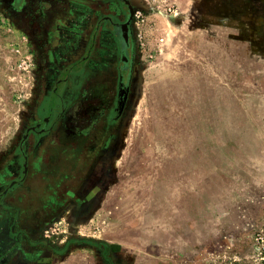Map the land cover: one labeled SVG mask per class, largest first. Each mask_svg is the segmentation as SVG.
Here are the masks:
<instances>
[{
  "label": "rangeland",
  "instance_id": "rangeland-1",
  "mask_svg": "<svg viewBox=\"0 0 264 264\" xmlns=\"http://www.w3.org/2000/svg\"><path fill=\"white\" fill-rule=\"evenodd\" d=\"M10 1L0 0L1 189L51 90L40 33ZM129 3L130 70L116 86L99 77L70 92L58 122L85 163L67 170L62 212L1 258L264 264V0Z\"/></svg>",
  "mask_w": 264,
  "mask_h": 264
},
{
  "label": "crops",
  "instance_id": "crops-1",
  "mask_svg": "<svg viewBox=\"0 0 264 264\" xmlns=\"http://www.w3.org/2000/svg\"><path fill=\"white\" fill-rule=\"evenodd\" d=\"M129 6L132 11L136 9L131 3ZM14 9L23 12L35 32L40 33V39L35 40L44 43L42 51L50 58L47 77L51 90L47 94L56 87L61 89V122L66 107L74 100L70 92L75 95L89 89L99 77L111 78L107 84L116 86L122 48L131 52L134 44V23L127 27L119 25L126 19L125 15L121 18L120 0H17ZM27 11H32L34 17L27 16ZM57 65L61 67L58 69ZM71 78L77 79L73 87L69 83ZM64 127L65 124L57 123V129L41 140L40 146L27 151L20 185L0 201V255L11 249L16 235L35 234L62 212L67 187L72 183L68 171H79L85 166L81 144L61 143V132L66 134L67 130ZM74 132L77 131L73 129L71 133ZM51 149L56 152L53 160L48 159ZM11 155V170L5 175V183L19 180V156ZM0 264H5V257H0Z\"/></svg>",
  "mask_w": 264,
  "mask_h": 264
},
{
  "label": "flooded vegetation",
  "instance_id": "flooded-vegetation-1",
  "mask_svg": "<svg viewBox=\"0 0 264 264\" xmlns=\"http://www.w3.org/2000/svg\"><path fill=\"white\" fill-rule=\"evenodd\" d=\"M120 1L122 2L123 7L127 11L126 17H125V18H127V15L129 14V9H130L129 2H128V0H120ZM16 3H17V0H11L10 2L7 3V5L9 7H11V8H14ZM123 49H125V48H122V50ZM127 53L130 56L129 68H128L127 71H122V62H121V53H120L119 62H120V70H121L122 74L127 73L130 70V68H131V52L127 50ZM120 78L121 77H119V79ZM120 84H121V82H120ZM54 87H56V86H54ZM60 90H61L60 88L56 87L55 90L54 91L52 90L51 93L48 95L51 98L50 97L49 98L46 97L44 99V101L40 105L41 106L40 107V111L42 113V119L37 124L34 125V130H28L26 132V134L23 135V137H22V139L20 141V145H19L20 146L19 147V149H20L19 155L21 156V161L19 163V166H20L19 180L12 179L11 181H8L7 183H5L3 185L4 187H2V189L0 188V201L2 200L3 196L7 192H9L13 188L17 187L18 185H20V183H21L20 180H22V177L24 176L25 169H26L27 151H29L31 149H35L37 146H40L39 144H40L41 141L38 144H36V145H31L30 149L27 148V147H29L28 141H29L30 135H34V138H33L34 142L37 143L40 139L43 140L46 136H48L51 131H54V130L57 129L55 127L57 126V123L60 121V119H61L60 117H62V114H63L62 112H63V108H64V105H63V102H62L63 100L60 97L61 96V91ZM49 101H52V102L50 104H48ZM23 144L27 145L26 148H25V146ZM67 158H69L68 155H67ZM19 160H20V157H19ZM82 170H83V168H82ZM79 174H81V172ZM19 235H21V234H19ZM18 236L16 235L13 238L15 242H16V239H18L17 238ZM13 245H14V243H13ZM0 257H1V255H0Z\"/></svg>",
  "mask_w": 264,
  "mask_h": 264
},
{
  "label": "water",
  "instance_id": "water-1",
  "mask_svg": "<svg viewBox=\"0 0 264 264\" xmlns=\"http://www.w3.org/2000/svg\"><path fill=\"white\" fill-rule=\"evenodd\" d=\"M130 21H131V10H129V14L127 15L125 22H123L119 25L122 27H127V25L130 23ZM121 62H122V71H127L129 68L130 56L127 53L126 49H123L121 51Z\"/></svg>",
  "mask_w": 264,
  "mask_h": 264
},
{
  "label": "built area",
  "instance_id": "built-area-1",
  "mask_svg": "<svg viewBox=\"0 0 264 264\" xmlns=\"http://www.w3.org/2000/svg\"><path fill=\"white\" fill-rule=\"evenodd\" d=\"M159 41H162V39H159Z\"/></svg>",
  "mask_w": 264,
  "mask_h": 264
},
{
  "label": "trees",
  "instance_id": "trees-1",
  "mask_svg": "<svg viewBox=\"0 0 264 264\" xmlns=\"http://www.w3.org/2000/svg\"><path fill=\"white\" fill-rule=\"evenodd\" d=\"M106 247V246H105Z\"/></svg>",
  "mask_w": 264,
  "mask_h": 264
}]
</instances>
